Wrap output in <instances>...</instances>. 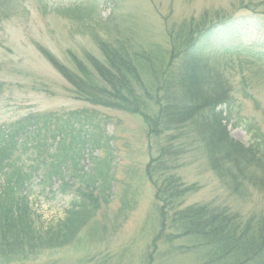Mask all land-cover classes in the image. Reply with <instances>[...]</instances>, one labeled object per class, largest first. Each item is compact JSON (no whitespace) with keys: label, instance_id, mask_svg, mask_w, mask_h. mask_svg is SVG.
I'll list each match as a JSON object with an SVG mask.
<instances>
[{"label":"trees","instance_id":"16d2710c","mask_svg":"<svg viewBox=\"0 0 264 264\" xmlns=\"http://www.w3.org/2000/svg\"><path fill=\"white\" fill-rule=\"evenodd\" d=\"M165 34L163 46L101 41L100 58L87 57L85 66L72 57L73 71L50 53L43 54L74 98L142 120L150 154L144 172L154 189L152 208L158 218L148 247L155 250L160 239L165 243L182 239L184 243L170 251L196 253L194 264H264V212L244 216L211 202L183 205L185 196L197 187L185 184L176 173L186 153L200 151L220 176L236 185L245 181L264 189V134L248 126L245 146L227 129L234 114L241 120V102L250 99L249 89L257 84L244 75L237 82L230 80L220 65L201 61L222 55L226 62L250 37L255 43L248 48L264 49V17L189 18L166 25ZM254 75L264 82L257 73L249 77ZM76 114L33 112L0 125V261L24 260L62 248L94 214L97 205L90 203V197H79L55 225L42 228L27 205L33 184L51 190L56 178L61 179L66 138L86 137L83 127L89 122L76 128L80 123L73 117ZM98 177L103 183L110 178L101 172ZM65 188L60 181L57 191L64 193Z\"/></svg>","mask_w":264,"mask_h":264},{"label":"rangeland","instance_id":"374dc122","mask_svg":"<svg viewBox=\"0 0 264 264\" xmlns=\"http://www.w3.org/2000/svg\"><path fill=\"white\" fill-rule=\"evenodd\" d=\"M243 15L264 17V0H0V125L33 112H78L73 116L80 121L76 128L89 122L83 127L86 137L74 140L68 136L64 141L67 157L61 179L56 178L51 190L31 186L27 198L31 217L38 226L46 228L63 218L70 205L79 202V197H90V203L97 205L68 245L0 264L197 261L194 252L170 251L183 244L182 239L171 243L160 239L155 250L148 247L158 218L152 208L154 189L144 172L150 154L142 120L121 110L74 98L66 80L43 53H50L73 71L72 57L85 66L87 57L100 58L101 41L124 39L139 47L150 43L163 46L166 25L202 16ZM252 39L239 44L235 48L237 54H230L226 62L220 58L222 55L201 57L206 65H220L219 69L230 80L237 82L244 75L253 79L251 84H257L249 89L250 99L241 102V120L234 114L227 126L229 135L245 146L248 126L257 127L264 134V82H259L255 75V79L250 78L257 73L264 81V49L248 48L255 43ZM93 140L97 145H90ZM154 155L152 151L151 156ZM98 172L110 178L103 183ZM176 173L185 184L197 187L185 196L183 205L211 202L244 216L264 212V189L240 180L236 185L228 177L220 176L203 152L186 153ZM60 181L66 183L64 193L57 191Z\"/></svg>","mask_w":264,"mask_h":264}]
</instances>
